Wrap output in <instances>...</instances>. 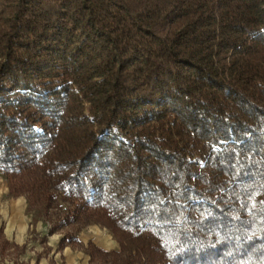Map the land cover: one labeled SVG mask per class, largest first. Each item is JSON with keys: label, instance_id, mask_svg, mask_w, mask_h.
<instances>
[{"label": "trees", "instance_id": "obj_1", "mask_svg": "<svg viewBox=\"0 0 264 264\" xmlns=\"http://www.w3.org/2000/svg\"><path fill=\"white\" fill-rule=\"evenodd\" d=\"M0 175L90 264H264V0H0Z\"/></svg>", "mask_w": 264, "mask_h": 264}, {"label": "crops", "instance_id": "obj_2", "mask_svg": "<svg viewBox=\"0 0 264 264\" xmlns=\"http://www.w3.org/2000/svg\"><path fill=\"white\" fill-rule=\"evenodd\" d=\"M45 225L26 211L23 197H11L0 175V264H90L81 247L93 243L103 251L117 249L109 233L89 224L76 235L81 247L57 249L60 233L45 234ZM42 237L45 240L41 242Z\"/></svg>", "mask_w": 264, "mask_h": 264}, {"label": "rangeland", "instance_id": "obj_3", "mask_svg": "<svg viewBox=\"0 0 264 264\" xmlns=\"http://www.w3.org/2000/svg\"><path fill=\"white\" fill-rule=\"evenodd\" d=\"M94 225V224H93ZM69 230V229H68ZM61 234V233H60Z\"/></svg>", "mask_w": 264, "mask_h": 264}]
</instances>
